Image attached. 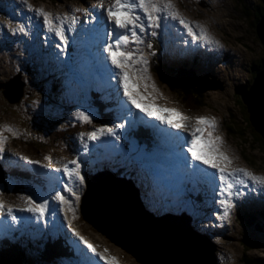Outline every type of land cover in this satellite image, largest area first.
<instances>
[{
	"label": "rangeland",
	"instance_id": "obj_1",
	"mask_svg": "<svg viewBox=\"0 0 264 264\" xmlns=\"http://www.w3.org/2000/svg\"><path fill=\"white\" fill-rule=\"evenodd\" d=\"M262 2H264V0H172L173 6L181 16L186 17L189 21L203 24L208 33L219 40L223 45L222 48H210L206 45V54L208 53V49H210L213 57L217 58L218 54L219 56H222L223 52H227L225 53L226 59L230 60L226 63L223 62L222 64H219L222 57H220L219 59L208 58V62L205 66L200 64L197 67H194L197 73L201 72L200 74L204 75V77L208 76L209 80L211 82L216 81L215 85H217L215 86L217 88H214L210 92L204 93V95L202 96L200 95L201 97L191 95L188 96L190 98L186 99V97H183L185 93L181 88H173L174 86L172 87L167 81L166 83L165 81L163 82V78L165 79L166 77H160L155 70V68L158 66V63H166L165 56L169 51L167 46L170 42L173 43V40L175 42V39L172 38V31L167 32L166 30L165 35H167L168 42L165 48H163L160 55L156 54V52H154L155 55H151L150 52L153 51V47L151 50L147 48V44L152 40L151 29L147 30L143 34L144 43L140 45H136L133 43L130 45L131 49H135L137 52H142L149 61V75L156 85L158 94L156 103L167 108L176 109L179 112L188 115V117L190 118H194L196 116L214 117L217 123L215 134L221 137L223 141L222 150L225 151L226 154L232 159L233 166L245 168L256 175H264V140L259 137L260 135L253 129V127L246 126L245 121H243V116L245 117V107L243 108L242 102L239 101L240 95L237 94L236 88H238L237 85L240 83V81L241 84L242 82H244V79L246 77L248 79H251V67L253 66V64H257L264 55V46L261 43L256 30L257 22L261 19L257 16V7L260 6ZM29 3L35 8H42L44 11L52 13L54 16L62 13L64 15H74L75 17H77V13L82 11L81 5L78 4V0H60L57 4H55L53 0H29ZM94 4H97V1H93L91 3V5ZM6 7L10 9L12 14H14V17L19 18V11L17 8L12 6ZM71 11L72 13L70 14ZM0 15V23L5 22L6 11L4 9H0ZM23 17L25 18L24 21H27L29 23L31 22V36L35 37V42L37 41L38 37L41 44H39L40 46L35 47L34 51L43 53L45 55L47 49L52 59L59 64L54 66L60 67V71L54 69V67H51L49 65V63L51 62L49 59H47L48 68L57 73L59 76L61 75V77L63 78H73L74 82L71 84L72 87H74L75 85H79L78 90L80 91L83 85L82 82H85L84 79H81V77L77 76L76 74L71 75L69 71L65 69L62 57H56L55 53L52 50V45L48 41H46L47 43H43L44 41L42 37H40V35L37 33V27L42 28L43 24L39 22V26L37 24L36 29H34V27L32 26L36 25L35 22L28 21L25 15ZM171 22L173 23V25H178L172 20ZM65 26L67 27V24ZM179 28L181 27L179 26ZM2 29L3 28L0 29V41H2V37L4 35V31ZM34 31L36 32V34L34 33ZM176 36L180 38V40H177L179 43L186 42L185 39L181 36L180 32H178ZM187 39L189 41V44H191V37L187 36ZM191 45L195 46L194 43H192ZM197 45L198 44H196V46ZM11 49L15 51V48L11 47ZM13 56L14 54L9 55L7 51H5L3 44H0V84L3 82H7L10 77L12 75L14 76V74L17 72L16 69H19ZM207 57L208 56L206 55L202 58L206 59ZM36 58H39V56H36ZM242 62L246 66H249L248 69L242 70ZM26 63L27 62H20V64L22 66L24 65V67L26 66ZM229 65H231V67H229ZM75 69L78 71V74H80V69H83L78 65V61L75 62ZM103 74L105 76H109L104 72ZM211 74H215L216 76H211ZM234 74H236V77H233ZM241 74V78L237 81V84L234 85L233 80L237 79L238 75ZM37 77V81H43L44 79L46 80L48 78L44 77L41 73H37ZM90 77H97L100 81H102V83L106 84V81L102 80V78L100 77V72L96 74L92 70L90 73ZM64 82L67 85H70V82L66 79L64 80ZM17 83L18 81L16 80L15 83L10 86L9 91L19 90V86L17 85ZM87 84L92 85V79L90 83ZM114 85L116 84L114 83ZM218 85L223 88L218 87ZM3 89H5V87L0 88V127H11L19 134L16 137H13L12 133L8 132L7 130H4L2 133L3 136H5L7 139L5 142V150L2 154H0V163L7 173L8 171L12 170L11 164L9 162H12L13 164L28 163L24 160H21L19 158L20 156H26L29 160L39 161V164L37 165L40 169L44 168L43 165L46 164L49 165L48 168H50V165H52L51 167L55 169L57 167V161H60L61 163L67 162L77 155L79 148L78 140L80 139L81 133H87L93 130L96 126L101 125L99 123H93L89 125V123L82 122L77 118V120L73 121L74 124L72 126H66L65 128L62 126L65 123L63 117L67 116L76 119L77 116L74 115V113H77L78 110L87 111L92 115V117H94L93 112H96L97 109L91 108L86 104V100L89 97L88 89L84 91V103L80 102L81 99L79 95L78 97L73 96L76 102L78 101V103L80 104L75 108L74 111H69L67 108H63L64 102L60 101L63 105H60L58 107V114H54V110H52V112L48 114L50 111V105L46 104V98L44 97L45 90L41 91V93L32 91L30 92V94H25L23 98L25 99V101H28L29 106L25 107L24 105H22V108L24 109H21L19 105L12 106V104L9 103L7 98L4 97ZM98 90L100 91L101 88H98ZM69 100L70 99L68 98L67 102ZM73 104L74 103L69 104L68 108L71 109L73 107ZM242 113L244 115H242ZM191 120L193 123H195L194 119ZM103 125L109 126V123H103ZM230 126L234 128L233 132L228 129ZM77 127L81 128H79L78 130H74ZM244 128H246L247 130H245L244 134H240L244 132ZM39 131H41V133H39ZM29 133H31L32 135H30ZM96 143H98L100 149L106 148V150L101 152L97 151V153L95 152L93 154V157L91 158H96V160L91 164H88V162H86V170L96 169V171H99L102 170L104 166H110L111 163L118 168H123L124 170H126V172H128L127 175H132V177L135 178L130 179L135 181L140 192L151 198L153 204L162 206L157 208V214L170 210L169 207H163V204L168 205L170 203H173L174 201L179 200V197H177L176 195H172L167 190H164L156 182V180L151 177L150 174H147L149 181L147 182V186L145 188V186L141 183L142 180L132 174V172L136 171L135 167L130 162L123 161L126 156V152L123 148H121V146H117L116 144L106 145L100 142ZM102 145H104V147ZM45 156L51 159L56 158L57 161L50 164L49 162L51 161V159L45 160ZM98 157H100V159H98ZM88 158L89 157H84L83 159L84 161H86L88 160ZM105 158H107V160ZM97 167L99 168L97 169ZM27 170H29V167L27 168ZM3 177L5 178L4 174L2 175L0 173V192L3 193V195L0 196V200H2L5 205H12L10 203L13 202L22 203L19 199V196L22 194L32 195L34 198L41 195V198H43L45 195V191L48 190V187L45 184L43 186H39V189H35L33 191L27 192L23 190L19 193H12V188L16 187L18 183L16 181L4 183ZM42 178H44V174H42ZM106 179H109V176L100 175L96 180L102 181ZM88 183L89 181H86L84 186H81L78 189L80 195H83V193H87L89 189ZM192 186L195 187V184H189L188 190H193ZM153 188L158 189V192L155 196H153L151 193L156 191V189ZM195 190H197V187H195ZM243 197L246 199V201L242 203L243 200L239 199V201L236 203L237 205L239 203H242V205L246 206L255 204V211L262 209L264 210V193L259 191L248 192V194ZM251 197L252 201L250 200ZM141 198L143 199V201H147L146 197L142 195ZM11 200L14 201L12 202ZM79 201L76 202L77 216L79 218L76 220H72L71 228L78 232L89 242L95 243L98 246L99 251H103L106 248L108 250V254L111 256H115L120 262L119 264H142L139 263L133 257V255L126 251V249L122 248L120 245H116L109 238L99 233L91 224H89L81 213V201ZM209 205L212 206L211 209H214L213 202H211ZM233 209L234 208H232V211ZM215 210L217 212L218 209L215 208ZM213 212L215 211L211 210L209 213L203 214L196 211V213L206 215L203 217L204 221L210 219V215L213 214ZM64 215V213H61V215L59 214L57 219L56 217L53 218L52 224H48L47 227H44L41 222L34 221L33 232L36 240H41L43 237L50 236L51 233L49 229H55V233L57 234L58 232L64 230ZM68 216L69 219H71L70 213H68ZM237 216H239V213L237 210H235L231 215L232 221L231 219H229L230 215H228L227 217V219L231 221L229 223L230 225L228 226L231 234L227 232L226 221L224 220V218L221 220H217L218 223L221 224L220 229L222 231L220 232H224V234L228 236L227 239L225 238L219 240L209 237V240L207 238L209 241H212L216 245L215 253L218 257V264H227V262H229L230 264H244L242 261L243 259L248 258V255H250L252 258L264 256V247L261 243V235L263 236L261 232V225L264 229V223L260 221V226L257 225L258 228L253 229L252 227L245 226L243 224V218H237ZM214 218L215 217H213V219ZM197 219H200V216H197ZM197 225L204 227L208 232L210 231L208 228H206L204 223L192 222V227ZM206 225H210V220L206 223ZM66 229V234H71V231L68 230V227ZM60 233L64 235V232ZM208 234L210 235V233ZM63 240H66L64 236ZM70 240L73 241V238H70ZM10 243L13 244L16 249H18V253H24L26 251V244L16 242L14 238L10 241ZM68 243L69 245H72L70 242ZM33 244L34 243H32V245ZM44 245L45 244L42 241L39 242V244L37 245V250L34 249L36 252L37 260L34 263L32 259L29 258L27 264H42L41 260H46V253L42 251V247H45ZM30 250L33 252L32 248H30ZM73 253L76 254L74 250ZM80 258L84 260V257H82L81 254ZM21 259L22 261L26 262V256H22ZM61 261L63 262V259H61ZM67 261L72 264L74 262V258H68Z\"/></svg>",
	"mask_w": 264,
	"mask_h": 264
},
{
	"label": "snow or ice",
	"instance_id": "obj_2",
	"mask_svg": "<svg viewBox=\"0 0 264 264\" xmlns=\"http://www.w3.org/2000/svg\"><path fill=\"white\" fill-rule=\"evenodd\" d=\"M20 3L27 8L28 12L36 17H42L44 29L47 33L54 35L58 41L56 48L64 52L69 43L67 33L74 30L77 18L67 14L54 16L42 8H34L29 0H20ZM97 7L102 11L99 16L91 15L90 19L94 22L92 31L100 33L97 26H104L103 32L100 33V44L103 53H106L107 62H110L112 66L107 69L111 79L118 78L119 91L124 98L121 100V106L128 110L129 115L132 109H136L150 120L155 119L167 128L187 134L179 144L181 153L186 155L177 156L176 160L183 169H190L191 174L207 175L208 169L214 170L212 179L214 182L218 181V203L223 208L221 219L229 215L239 197L247 195L248 192L264 193V175H256L245 168L233 166L232 159L222 150L223 141L219 135L215 134L217 123L214 117L190 118L176 109L156 103L158 94L156 85L149 75V61L142 52L130 48L133 43L136 45L144 43L143 34L147 30H153L151 34L156 35L154 30L161 27L162 21L166 22L169 19L177 23L181 30L191 37L194 44L222 48L220 41L210 35L203 24L189 21L181 16L173 6L172 0H109L107 6H105V0H97ZM13 17L14 14H6L5 22L0 23V28H7L12 33L27 36L28 25L23 22L13 25ZM66 24L67 27H65ZM152 47L151 43L147 44L149 50ZM150 54L155 55L154 52ZM74 115L82 122L92 123L93 117L87 111L78 110ZM190 119H194L195 123L190 125L188 123ZM124 127V123H116L112 127L101 124L87 133H81L83 151L85 153L89 151V142L106 144L109 142L107 138L119 141L121 136L117 134V130ZM4 130L12 133L13 137L19 135L11 127H0V154L5 150L7 139L2 134ZM161 134L167 135L163 130ZM19 158L30 164H39V161L29 160L26 156ZM44 159L50 158L45 156ZM43 167L48 168L49 165L46 164ZM54 171L63 177V179L55 178L56 183L52 188L54 195L38 200L32 195L22 194L19 196L22 204L15 206L5 205L0 200V215L10 219L13 224L20 219L16 214L18 212L30 213L37 220L44 221L50 211V204L56 202L53 207H58L59 211L65 214L64 221L68 224L72 235L85 245L88 252L104 264H119L117 258L109 255L106 248L103 251H97L95 245L71 228L72 220L79 218L76 202L81 199V195L78 189L85 183L79 153L67 162L57 161ZM2 195L3 193L0 192V196ZM68 213L71 214V219ZM84 264H91V261L86 259Z\"/></svg>",
	"mask_w": 264,
	"mask_h": 264
},
{
	"label": "water",
	"instance_id": "obj_3",
	"mask_svg": "<svg viewBox=\"0 0 264 264\" xmlns=\"http://www.w3.org/2000/svg\"><path fill=\"white\" fill-rule=\"evenodd\" d=\"M256 30L264 45V13ZM172 81L178 88L196 93H204L212 87L205 79L189 72H180ZM17 85L19 90L13 91H9L11 85H6L5 95L12 102L22 96L20 83ZM243 101L251 125L264 138V68L243 94ZM122 181L124 185L113 177L102 181L93 178L82 198L81 213L99 233L126 249L142 264L216 263L212 253L193 233L188 219L183 216L153 217L145 210L132 185Z\"/></svg>",
	"mask_w": 264,
	"mask_h": 264
},
{
	"label": "trees",
	"instance_id": "obj_4",
	"mask_svg": "<svg viewBox=\"0 0 264 264\" xmlns=\"http://www.w3.org/2000/svg\"><path fill=\"white\" fill-rule=\"evenodd\" d=\"M58 1H60V0H54V2H58ZM80 1H83V0H80ZM256 13H257L258 18L261 17V15L264 13V2H262V4L257 7V12ZM34 65H35L34 63H29L28 66L24 69V74L26 73V76H29L30 78H32V76L34 75L33 74L34 73V70H33ZM257 66H259L260 68H263L264 67V55L261 58V60L258 61ZM18 68L19 69H22V65L20 63H18ZM162 71L164 72L165 76L167 77V81L173 87L174 85H173V82H172V77L174 76L173 75L174 73H170L169 70L166 69V68H164ZM255 75L256 74H252L251 77L254 78ZM46 85H48L47 82H46ZM46 85L43 84V86L45 88H48ZM29 87L31 89H35L36 88V86L33 84V82L31 84H29ZM173 88H176V87L174 86ZM184 93L185 94L183 95V97H186V99L190 98L188 96H191V95L192 96L196 95L197 97H201L200 94L197 95L194 91H191V90H185ZM24 106L26 107V105H24ZM21 108H22V105H21ZM242 115H244V114H242ZM243 121H245L246 126L252 127L251 126V123L249 122L248 115L247 116L245 115V117L243 116ZM228 129L231 132H233V129L234 128H232V126H230ZM245 130H247V129L244 128V132H242L240 134H244L245 133ZM248 216L243 215V218H247L248 223L250 225H253L252 223L254 222V220H256V218L253 217V215H248ZM10 241H11V239H6L4 241V243H3V245H2L4 247H3V251L0 253V264H23L22 263L23 261L21 259L23 255L20 254V253H18V249H16L10 243ZM42 251H44L45 253H49L48 251H50V249L48 248V250H46L44 247H42ZM58 253H60V250H59ZM34 263H35V261H34ZM246 263L247 264H264V260H260V261L255 260L254 262H251L250 260H248V261H246Z\"/></svg>",
	"mask_w": 264,
	"mask_h": 264
},
{
	"label": "bare ground",
	"instance_id": "obj_5",
	"mask_svg": "<svg viewBox=\"0 0 264 264\" xmlns=\"http://www.w3.org/2000/svg\"><path fill=\"white\" fill-rule=\"evenodd\" d=\"M185 19H187L186 17H184ZM188 20V19H187ZM31 23V22H30ZM36 24V23H35ZM165 24L166 25H168L169 26V28L168 29H170V27L172 28V27H174V25H173V23L171 22V20L169 19L168 21H166L165 22ZM38 26H39V24H38ZM32 27H34V29H36V27H37V24L34 26H32ZM167 29V30H168ZM174 29L175 30H173L174 31V34H175V36H176V34H178V32H180V31H178V29L176 28V27H174ZM182 32V35H185L186 37H187V34L185 33V32H183V31H181ZM171 33V32H170ZM181 35V36H182ZM83 38H81V40H82ZM83 40H85V42H86V38L85 39H83ZM191 40V39H190ZM77 42H79V39H77L76 40V44H77ZM173 42H174V40H173ZM193 42H191V44H192ZM198 44V43H197ZM166 46V45H165ZM176 48H177V42L175 43V45H174ZM200 44H198L197 46L195 45L194 47L196 48V49H200ZM193 47V46H192ZM195 50V49H194ZM189 51H192V48L190 47V45H188L186 48H184V47H181V55L180 56H182V55H186ZM90 52V51H89ZM98 52V51H97ZM207 51H205V53H206ZM208 53H211V50L210 49H208ZM93 54H96V53H94L93 52ZM89 55H91V54H89ZM89 55H87V57L86 58H90V56ZM169 55H171L172 56V58H174V60H178V58L174 55V53H169ZM164 57V56H163ZM168 58V57H167ZM92 60V59H91ZM184 60V59H183ZM183 60H181V61H183ZM179 61V60H178ZM180 62V61H179ZM97 63H99V61L97 62ZM80 74H81V76H83V79H84V81H85V83H90V79L89 78H91L90 77V75L84 70V69H80ZM89 76V77H88ZM233 77H236V74H234L233 75ZM108 80V79H107ZM221 85H223V84H221ZM110 86V85H109ZM112 88V87H111ZM118 90V89H117ZM3 91H4V94H6V89H3ZM116 97H117V95L116 94H114V96H113V99L115 98V101H117V102H120V97H119V99H118V97H117V99H116ZM116 105V104H115ZM119 109H120V112H121V114L123 113H126V109L125 108H123L122 106H121V103L119 104ZM119 116V115H118ZM121 123V122H120ZM106 149L105 148H103V149H97V151L98 152H101V151H105ZM100 154V153H99ZM103 154V153H102ZM106 160H107V158H105ZM10 164H11V168H12V171H14L15 173H16V170H18L19 171V173H20V176L23 178V177H29L30 175H31V171L30 170H27V167H25V166H23V165H15V164H13L12 162H9ZM95 167V166H94ZM48 174H50V172L49 173H47V175ZM193 176V177H192ZM191 177L194 179V177H195V174H193V175H191ZM149 180H148V178L147 179H144V180H142V184L145 186V188H146V186H147V182H148ZM152 182V181H151ZM154 182V181H153ZM150 186V185H149ZM143 187V186H142ZM192 188L193 189H195V187H193L192 186ZM154 189V188H153ZM152 189V190H153ZM138 192L140 191L139 189L137 190ZM250 200L252 201V197L250 198ZM223 227V226H222ZM67 232V229H65V233ZM60 236L63 238V235H62V233H60ZM78 240V239H77ZM13 245V244H12ZM77 254L78 255H82V257H84V260H90V259H92L91 257H89L87 254L85 255V252L83 251L82 252V247L81 246H79V248H78V251H77ZM71 256L74 258V260H76L77 261V258L73 255V254H71ZM34 262V261H33ZM91 264H93L92 262H91Z\"/></svg>",
	"mask_w": 264,
	"mask_h": 264
}]
</instances>
